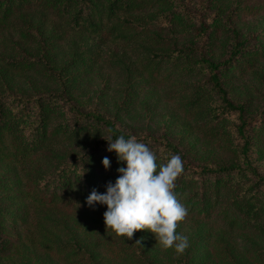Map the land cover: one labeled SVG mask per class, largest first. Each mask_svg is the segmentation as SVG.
<instances>
[{"label": "trees", "instance_id": "trees-1", "mask_svg": "<svg viewBox=\"0 0 264 264\" xmlns=\"http://www.w3.org/2000/svg\"><path fill=\"white\" fill-rule=\"evenodd\" d=\"M192 1L0 0V34L20 39L0 53V258L28 244L63 264H103L110 235L123 264H264V110L250 117L252 99L236 103L225 86L230 72L264 81V0H207L196 12ZM101 65L123 84L113 114L85 99ZM24 76L30 84L15 81ZM179 79L193 80L175 95L192 123L178 142L120 124L146 87ZM224 133L223 160L193 159L203 137L219 146ZM120 135L147 144L158 164L180 157L173 192L193 222L177 227L188 238L182 252L161 255L147 229L87 237L86 216L105 225L107 206L86 197L119 175L105 138Z\"/></svg>", "mask_w": 264, "mask_h": 264}, {"label": "rangeland", "instance_id": "rangeland-1", "mask_svg": "<svg viewBox=\"0 0 264 264\" xmlns=\"http://www.w3.org/2000/svg\"><path fill=\"white\" fill-rule=\"evenodd\" d=\"M206 1L193 0L192 2L195 4L194 6L191 5V11L196 12L201 4ZM184 40L187 42L190 38L186 36ZM11 41L20 42L19 36L14 31L5 30L0 34V53L5 54L7 52V46ZM20 46H23V43H20ZM192 80L183 81L179 79L174 84H153L152 86L146 87L145 91L140 95L137 106L123 117L120 124H123L124 127L127 126V130L133 133L155 135L156 137L165 136L171 141L178 142L179 138L185 132L186 124L191 121L187 118H179V113L181 112L178 109L175 95L179 93L181 88L179 86H182L185 82H192ZM15 81L20 85H24L25 82L26 85L31 83L25 76L16 78ZM85 86L87 87L86 92L88 97L85 99L94 103H105L106 109L112 114L113 110H115V104L120 102L124 95L122 80L118 73L102 65L97 66L92 74L89 75L85 81ZM225 86L230 91V97L236 103H241V98L246 96L252 99L250 102L248 101V105L249 103L252 104L250 107V117H254L264 110V81H259L249 74L238 76L230 72L226 73ZM83 102L85 101L83 100ZM229 121L231 124L235 122L233 117ZM221 137L224 138V142L219 146H217L218 141H211L203 137L200 141L201 151L193 159L198 163H202L205 159H208L211 163L223 160L222 154L223 152L226 153V148L222 149L221 147L226 146L229 136L224 133V136ZM191 142H195V138L191 137ZM86 220L87 216L85 219H82L85 225L88 226V228L85 227L84 231L91 241L96 240L98 237L103 239V236L105 237L108 234L109 230H106L105 225H101L100 215H97V218L91 216L90 220ZM93 220L96 221L94 222ZM192 223L191 218L185 217L182 221L177 222V227L181 228L180 230L183 233L185 231L183 227H190L193 225ZM108 238L112 240V237L108 235L102 243L104 248L103 253L107 259L103 264H123V260L115 256L109 249L110 245L106 242ZM35 247L38 246L22 245L20 252L18 249V251L10 255L1 257L0 264H63L54 253H47ZM169 249L167 248L166 250L161 247V255H166V258L170 256L171 252ZM167 264H175V261L167 262Z\"/></svg>", "mask_w": 264, "mask_h": 264}, {"label": "clouds", "instance_id": "clouds-1", "mask_svg": "<svg viewBox=\"0 0 264 264\" xmlns=\"http://www.w3.org/2000/svg\"><path fill=\"white\" fill-rule=\"evenodd\" d=\"M105 139L109 142L107 151L114 150L121 162L119 175L114 183L106 185V192L93 189L86 197L87 205L107 206L103 213L105 227L116 236L131 238L135 230L147 229L162 248L182 252L188 238L176 228L187 209L173 192L175 178L182 170L180 157L172 155L166 163L158 164L155 153L133 135ZM102 164L108 169L109 158L104 157Z\"/></svg>", "mask_w": 264, "mask_h": 264}]
</instances>
